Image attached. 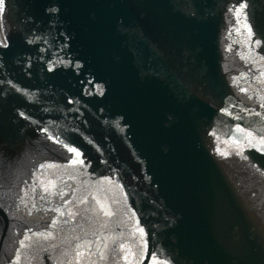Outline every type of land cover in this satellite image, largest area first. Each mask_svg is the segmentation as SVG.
<instances>
[{
    "label": "water",
    "instance_id": "water-1",
    "mask_svg": "<svg viewBox=\"0 0 264 264\" xmlns=\"http://www.w3.org/2000/svg\"><path fill=\"white\" fill-rule=\"evenodd\" d=\"M0 264H264V0H4Z\"/></svg>",
    "mask_w": 264,
    "mask_h": 264
},
{
    "label": "snow or ice",
    "instance_id": "snow-or-ice-1",
    "mask_svg": "<svg viewBox=\"0 0 264 264\" xmlns=\"http://www.w3.org/2000/svg\"><path fill=\"white\" fill-rule=\"evenodd\" d=\"M3 5H4V0H0V11H3ZM71 151H75V149H70ZM77 155H79V153L77 152Z\"/></svg>",
    "mask_w": 264,
    "mask_h": 264
}]
</instances>
